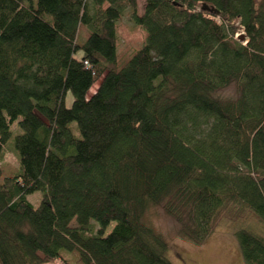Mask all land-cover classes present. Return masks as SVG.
<instances>
[{"label": "trees", "instance_id": "trees-1", "mask_svg": "<svg viewBox=\"0 0 264 264\" xmlns=\"http://www.w3.org/2000/svg\"><path fill=\"white\" fill-rule=\"evenodd\" d=\"M138 2L0 0V163L14 122L28 138L0 165V264H172L150 206L196 245L225 211L264 226V0ZM234 235L264 264L262 234Z\"/></svg>", "mask_w": 264, "mask_h": 264}, {"label": "rangeland", "instance_id": "rangeland-1", "mask_svg": "<svg viewBox=\"0 0 264 264\" xmlns=\"http://www.w3.org/2000/svg\"><path fill=\"white\" fill-rule=\"evenodd\" d=\"M138 13L143 12L144 0H139ZM125 24H130L128 14L124 15ZM129 28V26H126ZM86 30L81 32V38L86 36ZM143 40V33L140 30L128 31L125 39L121 42L118 50L122 60L127 55L137 49ZM96 88V84L89 90L90 96ZM221 97H234L235 89L233 86L219 92ZM73 101L71 92L65 97L66 107H70ZM13 145L6 153L4 160L0 163L2 177L9 176L15 172L18 166L24 161L23 145L28 138L19 129L17 122L11 125ZM24 140H23V138ZM24 142V143H23ZM28 200L33 206L37 207L41 200V193L36 192L28 196ZM144 221L150 225L157 233L161 234L168 244L166 256L172 264H245L234 232L239 228H250L251 230L264 236V226L258 222L257 218L250 212H235L234 210L225 211L217 219L213 233L200 245H196L189 240L180 238L176 234V223L165 214L159 206H150L144 216ZM75 264H82L77 253L72 254Z\"/></svg>", "mask_w": 264, "mask_h": 264}, {"label": "water", "instance_id": "water-1", "mask_svg": "<svg viewBox=\"0 0 264 264\" xmlns=\"http://www.w3.org/2000/svg\"><path fill=\"white\" fill-rule=\"evenodd\" d=\"M240 39H241V37H240Z\"/></svg>", "mask_w": 264, "mask_h": 264}]
</instances>
